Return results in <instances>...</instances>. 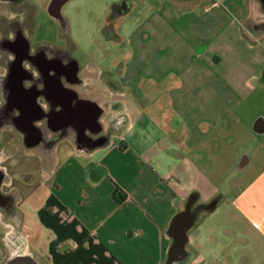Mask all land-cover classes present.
<instances>
[{
  "label": "crops",
  "instance_id": "obj_1",
  "mask_svg": "<svg viewBox=\"0 0 264 264\" xmlns=\"http://www.w3.org/2000/svg\"><path fill=\"white\" fill-rule=\"evenodd\" d=\"M100 1L109 9L101 33L124 60L106 89L131 97L89 98L83 89L102 85L95 82L114 71L113 55H103L110 66L103 73L70 55L79 65L71 90L101 109L100 128L48 132L43 162L20 129V143L9 135L11 167L0 162L9 188L0 197V264H264L263 247L236 252L239 231L223 221L226 211H238L264 242V168L245 188H225L250 164L248 145L264 136V114L249 119L237 148L232 131L219 129L246 120L242 109L264 84V0ZM51 4L0 0V105L14 100V80L29 86L28 69L12 68L15 51L4 42L51 35L50 16H60ZM158 95L171 114L144 116V98ZM225 165L235 171L216 175L214 167ZM115 179L122 188L114 197Z\"/></svg>",
  "mask_w": 264,
  "mask_h": 264
},
{
  "label": "rangeland",
  "instance_id": "obj_2",
  "mask_svg": "<svg viewBox=\"0 0 264 264\" xmlns=\"http://www.w3.org/2000/svg\"><path fill=\"white\" fill-rule=\"evenodd\" d=\"M35 4L38 6L42 3V0H34ZM52 6L54 8H59L60 16L56 15L50 16V33L51 35H26L28 36V39L30 41V44L32 46L36 45L37 43L45 44L46 46H49L50 48H55L56 52L58 48L64 50L68 54H70L75 59L79 60L80 66L82 68L87 67H96L97 69H102V73L105 68H109L110 61H111V68H114L113 70H110L108 73L105 71L103 73L102 81L100 82V79L98 82H95V85H98L95 90H89V89H83V92L87 93L89 98L91 99H98V101H103L102 99L106 100V97H109L108 92H118L113 93L114 98L118 99H124L129 101L130 95L129 93L125 94H119L122 90L118 88H113L107 92L106 86L107 84L110 85L112 82H116L115 77H119L120 74L117 72L121 70L122 65L124 64V60L122 59L123 56L119 55L117 57V53H120L116 49V46L110 42L106 41L103 34L101 33V26L105 21V14L109 13V9L105 7V5L102 3L103 1L100 0H57L56 2H53L51 0ZM39 8V7H37ZM40 12H42V9H38ZM42 15V14H41ZM41 18H47V17H40ZM44 19L45 28H46V22L48 20ZM42 21V19H41ZM131 26V25H130ZM48 27V25H47ZM133 27H129V32L132 30ZM67 29V35H65ZM42 31L41 27L40 30ZM61 32L62 35H56L58 32ZM264 35V32L263 34ZM42 38L46 40L45 42H42ZM40 41V42H39ZM262 48L264 49V41L262 43ZM55 49H52L55 51ZM64 55L63 52H59ZM112 54L113 58H110L109 65L106 67V64H103L107 57L103 58V55H109ZM137 60V59H136ZM113 63V64H112ZM96 66H95V65ZM114 65V66H113ZM116 68V69H115ZM117 71L116 73H114ZM82 73H84L82 71ZM83 77V75H82ZM117 77V78H118ZM106 83V84H103ZM256 84V83H254ZM114 87V86H113ZM116 87V86H115ZM255 90L251 92L250 96L248 97V105H245V107L242 109V117L246 120H243L240 123L237 124H222L219 129H222V133H224L226 130L232 131L233 136L236 137L232 141L231 147L237 148V143L241 142V140H245L246 138V131L248 129V126L250 124L249 119H252L257 114H264V84H257L255 85ZM82 91V90H81ZM148 92V91H145ZM87 96V97H88ZM111 96V95H110ZM149 98V99H148ZM150 97L144 98L143 102L144 105H142L144 109V116H148L153 113H159L163 116H169L171 114L170 107L166 105V98L163 96L160 98V95L157 96L156 101L149 102ZM107 101V100H106ZM142 102V101H140ZM112 108V106L106 105L104 106L105 109ZM15 110V107H13L12 102H10L6 108V113L12 112ZM108 111V110H107ZM156 111V112H155ZM15 112V111H14ZM239 113V112H238ZM152 121L148 122V126L152 127L153 123ZM155 124V123H154ZM116 122V126H119ZM218 129V130H219ZM217 130V131H218ZM216 131V132H217ZM221 131V130H220ZM9 135L14 138L16 143H20L22 138L21 135L16 131L15 124H7L3 126L0 130V156H3L5 152H9V154L4 155L9 156L13 155V151H11V145H6V141L9 139ZM259 141L258 144H252V141H250V144L248 145V151L252 155V160L249 165H247L245 168H243L240 171H237L236 174L233 176L227 177L226 181V189H231L233 192L236 189V183L243 188H245L250 182H252L255 177L261 172V170L264 168V136L258 137ZM252 140V139H251ZM6 146V147H5ZM258 146H262V149L259 151H255V149ZM12 152V153H11ZM146 153L148 156L153 155L151 150L149 148H146ZM16 157V156H14ZM11 159H6L5 163H1L2 167L10 168L11 165H8V162ZM32 160H26L22 158V165L27 166L30 165L29 163ZM217 162V161H216ZM150 163L156 168V172L161 173L162 171H157L159 169V163L156 159H153L150 161ZM237 161L235 163V167L237 165ZM36 166V165H35ZM37 167V166H36ZM39 168V167H38ZM215 168V173L222 174V173H229L231 174L234 168L230 170V167L228 165H225V167L218 168L217 166ZM43 169V167L41 168ZM216 177V176H215ZM19 183V182H18ZM116 188L120 187L118 181H114ZM40 184V183H39ZM9 188L5 187V190L7 191ZM27 194L26 190L21 192L20 190V197H23V195ZM21 209H25V206L22 205L20 207ZM225 217H223V221L226 224V226H233L236 228L239 232H237V241L238 248L236 250L237 253H244L248 254L249 256L254 254V248L258 249L259 247H263L264 252V242L261 243V237L259 234H257V231L252 226L249 219L242 216L238 211L232 212V211H226V214H224ZM208 226L209 222L206 221L202 226ZM263 244V245H262Z\"/></svg>",
  "mask_w": 264,
  "mask_h": 264
},
{
  "label": "flooded vegetation",
  "instance_id": "obj_3",
  "mask_svg": "<svg viewBox=\"0 0 264 264\" xmlns=\"http://www.w3.org/2000/svg\"><path fill=\"white\" fill-rule=\"evenodd\" d=\"M4 47L14 48L16 56L12 68L15 66L21 70L25 66L30 71L26 70L24 76L22 75L29 80V86L24 88L19 80H14L12 83L14 100L5 101L0 105V130L3 126L14 123L15 128L24 133L27 144L34 147L40 154L43 150L42 145L49 146L50 142H53L46 140L48 132L54 133L58 130L63 132L68 129L78 131L84 127L94 131L100 128L99 124L93 121L92 109H87L86 118H82L81 100L71 90L78 82L76 73L79 65L70 54L60 48L56 52L55 48L42 43L32 46L26 35H14L12 41L4 42ZM59 52H63L64 55ZM10 102L15 110L6 113ZM41 102H45L44 106ZM67 108L74 110V116L72 119L69 118L70 120L66 116ZM23 119L31 128H27ZM4 155L0 156V162L5 161ZM41 161L43 162L42 153ZM1 188L0 197H6L3 192L5 186Z\"/></svg>",
  "mask_w": 264,
  "mask_h": 264
},
{
  "label": "water",
  "instance_id": "obj_4",
  "mask_svg": "<svg viewBox=\"0 0 264 264\" xmlns=\"http://www.w3.org/2000/svg\"><path fill=\"white\" fill-rule=\"evenodd\" d=\"M80 103H81L80 106L82 108V118L83 119L86 118L85 111L90 108V109H92L94 111V113H93V121L96 122L98 117L101 115V109L97 106V104H94V102H90V101H87V100H81ZM66 114H67L66 116L68 118H72V116H74V110H71V109L67 108V113ZM24 121L27 122L25 119H23V122ZM25 124H27V128H31V126H29L28 123H25ZM4 180H5V173H4V171L2 169H0V188H1Z\"/></svg>",
  "mask_w": 264,
  "mask_h": 264
},
{
  "label": "trees",
  "instance_id": "obj_5",
  "mask_svg": "<svg viewBox=\"0 0 264 264\" xmlns=\"http://www.w3.org/2000/svg\"><path fill=\"white\" fill-rule=\"evenodd\" d=\"M117 190H118V189L116 188V193H114V197H115V195L118 193Z\"/></svg>",
  "mask_w": 264,
  "mask_h": 264
}]
</instances>
